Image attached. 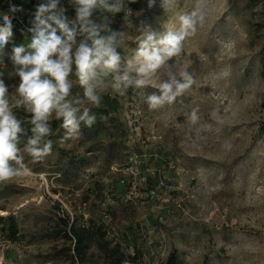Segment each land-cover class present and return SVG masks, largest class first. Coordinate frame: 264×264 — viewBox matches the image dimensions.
I'll list each match as a JSON object with an SVG mask.
<instances>
[{"label":"rangeland","instance_id":"1","mask_svg":"<svg viewBox=\"0 0 264 264\" xmlns=\"http://www.w3.org/2000/svg\"><path fill=\"white\" fill-rule=\"evenodd\" d=\"M14 1L25 10L15 14H27L24 1ZM127 9L121 75L128 60L138 66L147 33L158 40L177 32L180 17L193 10L197 31L147 86L120 95L115 74L103 78L96 92L115 99L117 110L101 116L93 108L97 121L82 124L79 139L61 144L64 130L53 114L58 127L45 138L50 155L33 162L24 151L28 139L20 140L24 170L0 183V216L14 217L18 240L0 230V264H70L71 241L54 226L65 214L77 224L102 225L127 253L139 249L145 264H168L171 252L174 264H264V0H149ZM13 25L0 71L12 113L27 125L31 113L15 107L19 77L9 57L13 45L30 39ZM185 71L192 87L150 110L147 97ZM70 79L72 96L83 98L75 75ZM89 252L84 264H104L95 245Z\"/></svg>","mask_w":264,"mask_h":264},{"label":"clouds","instance_id":"2","mask_svg":"<svg viewBox=\"0 0 264 264\" xmlns=\"http://www.w3.org/2000/svg\"><path fill=\"white\" fill-rule=\"evenodd\" d=\"M68 2L75 10L74 19L66 15L67 9L61 0H40L30 13V27L26 30L31 34L30 41L13 45L9 57L14 67L12 74L19 77L16 92L20 99L16 100L15 107L23 106L31 113L32 136L24 151L33 162L51 154L52 142L45 138L52 135L49 121L53 114L64 130L61 144L79 139L81 125L91 128L97 121V114L92 109L101 107L102 97L96 89L103 84V78L115 74L112 87L120 95L126 94L129 86H147V78L179 56L184 41L193 36L198 27L197 11L193 10L180 17L179 31L167 32L158 40L154 33H147L139 41L135 57L138 66L134 67L133 61L128 60L121 75L122 57L117 49L123 33L112 30L106 16L101 23L93 16L97 11H124V0ZM24 11L23 7L10 4L8 12H0V55L14 36L10 13ZM128 12L130 14V10ZM125 21L130 24L128 15ZM199 21L203 24L202 15ZM133 71L134 78L130 75ZM73 74L83 89V98L72 96L70 77ZM193 83V77L187 71L181 73V79L170 75L159 84L160 95L147 97L149 109L174 103ZM7 93L8 87L0 80V183L14 179L24 170V157L18 146L24 129L12 113ZM191 119L193 122L198 119L195 111L191 113Z\"/></svg>","mask_w":264,"mask_h":264},{"label":"trees","instance_id":"3","mask_svg":"<svg viewBox=\"0 0 264 264\" xmlns=\"http://www.w3.org/2000/svg\"><path fill=\"white\" fill-rule=\"evenodd\" d=\"M27 10V14L19 17L22 22V28L30 27L29 18L30 13L35 10V5L40 2V0H23ZM149 0H135L134 3H130L129 0H124L125 8L128 7L130 10H139L143 5L147 4ZM62 6L67 9L66 15L69 19L75 18V10L72 5L69 4L68 0H61ZM124 15V11L118 13H108V12H95L93 19L97 23L103 21V17H107L109 26L112 30L120 32V22ZM28 34V38L31 39V34ZM106 34V33H105ZM80 39V37H78ZM120 52V46L117 49ZM0 80H3L2 72L0 71ZM118 102L109 98L108 95L102 96L101 107L97 109L99 115L108 116L111 112L117 110ZM51 129L54 130L58 127V121H49ZM21 126L24 132L20 136V140L28 139L32 136L31 128L33 125L31 122L27 125L21 122ZM150 181V179H148ZM87 225L77 224L76 219L70 220L68 215H63L58 217L55 223V235H60L62 238L71 241V246L68 251L71 252L69 255L70 264H84L88 261L90 257V248L95 245L98 251L101 253V259L104 264H145L142 261V252L139 249L133 247L132 253H127L117 241L108 239L106 237V232L102 225L96 224L92 219H89ZM0 230L6 232L9 240L16 241L17 228L16 222L13 216H7L5 218L0 216ZM175 256L174 252H171L167 257L168 264H174Z\"/></svg>","mask_w":264,"mask_h":264},{"label":"built area","instance_id":"4","mask_svg":"<svg viewBox=\"0 0 264 264\" xmlns=\"http://www.w3.org/2000/svg\"><path fill=\"white\" fill-rule=\"evenodd\" d=\"M10 4L16 5V2L14 0H0V12H8ZM128 10H129V8L127 9V12H128ZM10 14L13 16V19H12L13 23H15L19 26L23 25L18 15H16L15 13L14 14L10 13ZM24 29H26V28H24Z\"/></svg>","mask_w":264,"mask_h":264}]
</instances>
